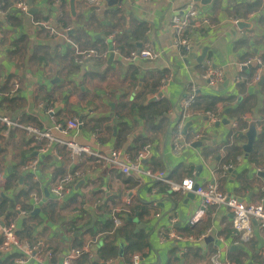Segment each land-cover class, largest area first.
Listing matches in <instances>:
<instances>
[{
  "label": "crops",
  "instance_id": "crops-1",
  "mask_svg": "<svg viewBox=\"0 0 264 264\" xmlns=\"http://www.w3.org/2000/svg\"><path fill=\"white\" fill-rule=\"evenodd\" d=\"M24 1L33 8L32 14L15 12L12 6L8 20L7 13L0 12V116L11 122L51 129L56 139L69 140V135L53 129L45 108H52L53 121L61 125L64 101L73 94L82 101V106L72 113L83 121L75 141L90 146L94 152L120 150L133 155L147 145L148 157L141 168L166 172L174 182L189 177L203 184L219 174L221 165H232V172L221 180V191L248 204H255L264 197V182L255 175L257 170L264 172V134H259L264 129V82L253 84L254 67L243 65L248 58L264 57V0L254 13L248 9L232 10L233 6L254 0H212L204 4L203 10L214 27L203 28L186 53L174 49L170 19L187 0H122L118 7L102 5L103 14L97 16L86 0H72V4L71 0H66L61 7H56L54 0L51 3L49 0ZM258 11L262 13L256 17ZM34 16L39 18L34 19ZM238 17L251 23V27H236L234 21ZM36 22L53 26L60 22L61 27L69 28L71 44L63 37L47 38L46 29L35 25ZM246 38L248 42L243 43ZM145 44L161 53L159 60L125 62L124 58L131 51ZM74 46L99 55L84 65H76L72 55ZM111 52L114 59L108 63ZM101 53L106 56H100ZM207 66L224 73V80L217 87L207 86L201 77ZM188 85L203 91L198 99L201 106H206L207 97L222 99L216 104L221 102L225 109L230 108V115L245 121L247 126L243 128L247 130L249 121L254 122L255 143L258 140L261 143L254 144L246 155L242 149L246 143L244 134L239 133L238 146L232 147L228 142L232 133L230 124L210 125L201 110L191 111V105L192 123L187 131L199 130L203 135L201 144L173 154L170 151L175 134L172 127L167 121L159 122L154 117H149V124L144 108L151 104L175 108L188 93ZM230 115L224 114L222 119L236 121ZM164 117L173 119L171 114ZM61 155L63 160L59 163L49 152L36 155L35 146L23 131L0 127V170L5 177L0 183V196L16 201V206L24 213L16 210L6 219L15 224L18 233L23 227L19 237L41 251L52 249L57 253L97 241V237L89 239L80 228L93 218L101 220L104 213L98 209L100 204L109 215L127 209L125 196L130 195V205L145 209L131 219L135 231L148 233L147 245L139 253V264H210V255L215 250L220 252L221 260L232 264H264V228L253 224L249 241L240 244L238 234L231 227V214L224 207L212 209L189 226L199 205L197 196L174 195L167 187L152 192L145 176L134 172L122 175L94 158L83 157L72 165L83 175L81 185L75 188L76 184L73 191L66 193L59 205L46 207L51 200L50 186L71 169L64 149ZM31 162L36 163L34 173L23 170ZM14 174L17 175L13 177ZM28 187L30 195L38 194V205L29 194L19 196ZM77 211L79 216L75 214ZM8 213L5 209L1 215ZM26 219L27 224L22 226ZM204 224L212 228L209 236L213 242H161L158 236L160 230L169 229L184 236H195L198 233L192 231ZM87 226L84 231L93 228L86 230ZM72 234L74 238L80 237L78 241L84 239L82 245L77 246ZM120 243L124 249L120 238L114 245L115 259L109 258L104 264H131V258L126 260L124 254L118 257ZM99 244L93 259L83 258L73 264L100 263ZM9 258L0 254V264L8 262Z\"/></svg>",
  "mask_w": 264,
  "mask_h": 264
},
{
  "label": "built area",
  "instance_id": "built-area-1",
  "mask_svg": "<svg viewBox=\"0 0 264 264\" xmlns=\"http://www.w3.org/2000/svg\"><path fill=\"white\" fill-rule=\"evenodd\" d=\"M206 0H187L184 7L179 10H175L170 19V30L173 36L174 49L181 53L188 52L193 46L195 39L203 31V28H212L210 17L203 10V2ZM209 3L212 0H208ZM86 3L93 11L102 15V3L101 0H86ZM208 3V4H209ZM263 3V1H262ZM56 7H61L59 0L54 1ZM207 5V4H205ZM15 8L22 14H27L30 9L24 0H17ZM260 12L256 13V17ZM253 15H250V18ZM236 20L234 21V23ZM35 25H42L46 29L47 38L58 39L63 37L65 41L71 44L69 39V28L61 27L62 24L57 22V25L53 26L47 22H36ZM147 36V33L144 34ZM2 34L0 33V38ZM111 38H113L111 36ZM114 43V42H113ZM73 62L76 65H84L90 59L97 57L99 54L95 51H83L78 49L77 46L73 48ZM100 56L105 57L106 53H101ZM161 57V53L154 50L150 45L145 44L139 50L131 51L125 58L126 63H133L136 60H149L157 61ZM243 65L253 66L254 72L252 76V83L257 84L261 81L264 82V57H251L244 61ZM171 76H169L170 79ZM203 81L209 87H215L224 80V73L222 70L211 69L207 66L203 74L201 75ZM165 83V81H163ZM203 96V91L188 85V93L180 102V109L182 110V117L177 124L174 139L170 144V151L178 155L185 149H190L193 144L200 142L203 135L199 130L195 129L186 135L182 134L183 126L186 122H191L189 115V108L191 104L200 99ZM82 106V101L75 95H68L64 101V121L60 125L53 121L52 108H45L46 113L50 116V122L53 125V129L61 131L65 135H69V140L56 139L51 129H40L32 124H22L17 122H11L5 116H0V127H15L23 131L26 136L31 140L35 146L36 155L51 154L52 158L56 162L63 160L61 155V149H64L68 155V161L71 165V169L67 171L54 185H51L48 194L51 195V200L47 205H59L66 193L73 191L74 186L81 180L82 174L73 169L72 165L77 163L80 158H94L102 164L108 165L111 169L119 172L122 175H130L132 172L145 176L151 183V191L155 192L161 187H167L171 194H187L192 193L199 198V205L197 211L189 220V226H193L197 223L206 213H209L212 209L217 207H224L229 210L231 214V227L235 233L239 236L240 244H244L249 241L251 234L252 221L257 225L259 229L264 228V197L255 204L242 203L235 197H231L221 191V180L227 176L229 170L232 169V165H221L220 172L214 178L206 180L203 184H197L195 180L189 177L181 179L179 182H174L169 178L168 173L163 171H154L152 168L143 167L142 163L147 159L149 153V146L141 147L135 154L126 155L120 152V150H113L109 153L94 152L90 146L83 145L75 141L77 137V131L82 120H79L73 115V111L78 110ZM42 108L43 105L39 104ZM227 109V108H226ZM225 106L220 102L216 104L215 109L211 111L203 112L210 125L219 123L222 120V115L226 110ZM230 109V108H228ZM199 114V115H202ZM172 115V114H171ZM230 130L232 133L229 137V144L232 145L234 135L237 134L238 123L232 121L230 123ZM239 133L245 134L247 131L245 128L238 129ZM233 140V141H232ZM36 169V163L31 162L24 167V171L34 173ZM255 171V175L258 177V172ZM259 178V177H258ZM5 177L0 170V183L4 182ZM33 203L38 205L40 203L37 193L30 195ZM131 203L130 195L125 196L124 205L129 206ZM21 214H24L19 210ZM76 216H79L77 211ZM115 227L121 225V221L118 217L113 218ZM212 228H208L206 231L198 234L197 236L181 235L173 229L168 231L160 230L158 236L161 242H203L204 239L211 235ZM97 237H100L99 235ZM98 240L89 241L87 244L79 247H69L62 252H54L52 249H46L41 251L36 245H33L28 240L21 239L16 231L15 224L9 222L4 224L0 217V254L9 255L13 257V264H48L51 261H57L60 264H73L74 262L86 258L93 259L95 257L96 245ZM210 264H232L228 260L220 259V252L215 250L211 253L209 258ZM139 253H134L131 256V264H139ZM105 263V262H104Z\"/></svg>",
  "mask_w": 264,
  "mask_h": 264
},
{
  "label": "trees",
  "instance_id": "trees-1",
  "mask_svg": "<svg viewBox=\"0 0 264 264\" xmlns=\"http://www.w3.org/2000/svg\"><path fill=\"white\" fill-rule=\"evenodd\" d=\"M35 1L36 0H33V2H35ZM52 1L53 0H49V3H51ZM54 1H53V3H54ZM59 1L61 3V6L66 3V0H59ZM16 2H17V0H0V12H6L7 15L9 16L8 20L11 18V11H9V9L12 8V6H13L15 12H19L15 8ZM257 2H259L260 5ZM261 5H262L261 0H254L253 2H250V3H245V4H240L238 6H233L232 10H233V12H235L237 9H248V12L254 13L258 10V7L260 9ZM258 12H260V14L262 13V11H258ZM262 15H260L259 18ZM38 18L39 17L34 16V19H38ZM247 40L248 39L246 38L243 43H247L248 42ZM204 101L206 102V106H201L200 105L201 101H199V103H198V100L194 101L191 104V105H193V108L191 109V111H195L197 109L201 110L202 112L211 111L212 110L211 108L216 106L215 104L219 101H222V99H214V98L207 97L206 99H204ZM144 109L147 110L145 120L149 124L151 121L149 117H154L159 122L163 121V120L167 121L170 124V126L172 127L173 132L174 133L176 132L177 124L180 122L181 117H182V110L180 109L179 105H177V106H175V108L171 109V107H169L168 105L151 104V105L145 107ZM169 114L173 115V119L164 117V116L169 115ZM228 114L230 115V112H228ZM230 117L238 122V128L236 131L237 134L234 135L235 138H234V141L231 145L232 147H235V146H238L236 144L240 138L238 129H242L243 127L246 128L247 123L245 121H242L239 117L232 116V115H230ZM262 132H264L263 128H262ZM188 134H189V132H188ZM260 138H261V136H260ZM258 142L261 143V141L258 140L254 144L256 145ZM16 175L17 174H14L13 177H15ZM34 185H35V183L31 184L30 187L33 188ZM30 187H28L27 191L20 192L19 196L28 195L31 191ZM16 205H17L16 201H12V200H9L7 198H3L0 196V217L2 218V221L4 224H9V222L7 221L8 219H6V218L13 216L14 211L17 212L16 211V207H17ZM45 206L50 207V205H45ZM103 208H104L103 204H100L98 206V209H100L104 214L101 216L100 221L99 220L95 221L94 226L91 230L84 231V227L87 226L91 220H89L85 225H83V227L80 228L82 233L88 235L91 239H95L98 235L100 236L97 238H98V243H100L99 245H101L99 247V250L101 251L100 256L102 258L101 259L102 261L100 263H91V264H104V262L109 258L115 259L116 248L114 245H117L120 238H122L123 243H124V249H123L124 253L123 254H124V257L126 260H129L134 253H140L141 250L143 248H145L147 245L148 233L147 232L144 233L143 230L135 231V226H134L133 222L131 221V219L135 216L136 213H139L138 216L141 215V213L145 212V209H143V207H137V206L130 205L125 210L121 209L119 212L114 211L111 215H109L110 213L109 212L105 213ZM5 209L8 210L9 213L3 217L1 215V213H3V210H5ZM114 217H118L120 219L121 225L119 227L114 226V223H113ZM28 220H31V219H28ZM26 224H27V219L23 222L22 226L26 225ZM207 228H208V224H204L201 228H199L197 230H193L192 233H194V231H195L196 233L200 234V233L206 231ZM32 229H33V226H32ZM22 231H23V227L19 233H21ZM19 233L17 232L18 236H19ZM192 233H191V231L189 232V234H192ZM197 235H195V236H197ZM29 237H31V236H29ZM71 237L74 240V242L77 243V246L82 245L81 243L83 242L84 239L82 240V238H81V240L78 241V239L80 237L74 238L73 234L71 235ZM13 256L14 255L10 256V258L7 259L8 262H5L3 264H13V258H14ZM235 261L240 263L239 259H236Z\"/></svg>",
  "mask_w": 264,
  "mask_h": 264
},
{
  "label": "water",
  "instance_id": "water-1",
  "mask_svg": "<svg viewBox=\"0 0 264 264\" xmlns=\"http://www.w3.org/2000/svg\"><path fill=\"white\" fill-rule=\"evenodd\" d=\"M262 1L263 0H261V2ZM101 3L103 5H106L108 8H113V7L121 6L122 5V0H101ZM208 3H209L208 0H206V1L203 2V4H208ZM70 4H72V0L70 1ZM70 9L73 10V6L72 5L70 6ZM32 10H33V8H30L28 10V13L27 14H32V12H33ZM93 13L96 16L98 15L95 12H93ZM235 24H236V27H238V28L240 26H243L244 28L251 27V23H247L245 21H242L239 17H238V20L235 22ZM113 59H114V53L111 52L110 55H109V58H108V63L112 62ZM261 82H263V81H261ZM217 86H215V87H217ZM229 111H230V109H226L224 111V113L227 114ZM79 120H81V119H79ZM231 122H232L231 120H227V119L224 118L219 123H215L214 125H215V127H217L219 124L226 125L228 123L230 124ZM190 125H191V122L190 121L189 122H186L184 124L183 129H182V134L186 135L187 130H188V128H189ZM259 134L263 135L264 132H260ZM244 136L246 138V143L242 146V149H243L244 153L247 155V154H249L252 151L253 145H254L255 140H256V137H257L256 126H255V123L254 122L249 121V128L245 132ZM200 144H201V142H197V143L193 144L191 148L199 147ZM229 172L231 173L232 170H230ZM258 177L264 182V172L263 171H259L258 172ZM81 183H82V181L78 182L75 188H77L79 185H81ZM45 195H46V191H45ZM190 195H192V193H187V196H190ZM238 201L242 202L241 199L240 200L238 199ZM133 221L135 223H138L137 219H134ZM94 222H95V218H93L91 220V223L85 229L86 230L91 229L93 227ZM252 224H254L253 221H252ZM204 241L206 243L213 242V238L211 236H207L204 239ZM232 248H233V250L236 249V247H232ZM237 248L242 249V247H237ZM122 255H123V244L120 243L119 244V249H118V257L121 258Z\"/></svg>",
  "mask_w": 264,
  "mask_h": 264
},
{
  "label": "rangeland",
  "instance_id": "rangeland-1",
  "mask_svg": "<svg viewBox=\"0 0 264 264\" xmlns=\"http://www.w3.org/2000/svg\"><path fill=\"white\" fill-rule=\"evenodd\" d=\"M258 4H259V2H257ZM260 5V4H259ZM258 9H259V7H258ZM89 239H91V238H89Z\"/></svg>",
  "mask_w": 264,
  "mask_h": 264
}]
</instances>
